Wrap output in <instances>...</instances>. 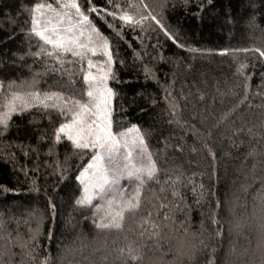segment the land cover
<instances>
[{
  "label": "snow or ice",
  "instance_id": "obj_1",
  "mask_svg": "<svg viewBox=\"0 0 264 264\" xmlns=\"http://www.w3.org/2000/svg\"><path fill=\"white\" fill-rule=\"evenodd\" d=\"M166 3L167 0H164ZM183 3L187 7L189 0H183ZM164 4L159 12L148 0H103V3L97 0H34L29 6L22 5L29 16L24 22L27 27L20 29L27 48L23 52L13 53L16 59L9 63L31 58L32 63L24 65L29 74L19 78L0 77V159L11 163L15 173L23 174L24 182L29 183L31 191L39 195L41 188L35 177L40 171L41 145L47 144L44 155L53 158V164L49 165L47 160L44 163L51 166L52 174L57 176L53 191L58 185L74 181L72 207L79 209L84 219H91L98 231H123L126 219L129 216L135 218L144 211L145 203L149 204L146 214L139 217L143 230L138 235H147L157 248L160 241L167 242L178 231L174 227L175 212L185 206L183 190L188 185L192 186L194 193L199 187L201 198L215 195L206 193L203 184H195L192 177L196 173L186 176L179 165L168 167L161 162V157L165 162L169 159V147L183 152V143L173 144L171 134L161 136L159 142L163 146L153 150L149 142L151 132L127 121L117 111L116 101L120 93L115 85L124 83L116 68L117 64L125 65L120 54L121 42H126L132 50L133 63H141L145 80L151 78L158 84L152 63L165 60L160 34L177 47L186 48L179 35L163 22ZM198 7L203 9L204 4L201 2ZM100 24L108 31L105 32ZM249 24L255 25L254 15ZM129 30L136 33L134 39L139 42L138 47L127 41ZM153 33L156 34V43H150ZM8 38H14V35ZM187 50L204 54L200 49ZM219 54H230L237 65L234 75L238 80L229 89V94L236 97V101L221 117V120H226L242 105L252 107L249 81L253 72L246 69L251 67L255 70V63L250 65L247 57L251 56L264 67V47L224 48ZM240 54H244V60L239 59ZM145 58H148L147 63ZM34 65L38 67L34 69ZM260 79L262 83L257 87H264V72H260ZM161 88L166 105V123L184 130L191 128L195 134L198 131L195 125H190L181 117L180 105L171 85H161ZM253 95L264 97V92ZM181 97L185 98L183 93ZM199 99L204 100V93L199 94ZM152 103L155 105L156 100L153 99ZM28 113L39 114V120L36 116L29 120L30 125L45 120L51 132L46 127L35 128V144L8 139L14 128L19 136L20 126L16 124V118L22 119ZM241 131L235 129V133ZM65 144L70 152L66 151L61 161L57 149ZM204 147L208 148V145ZM192 151L195 152L196 148L193 147ZM18 153L26 160L35 155L33 166L29 168L26 163L20 164ZM208 153L214 160L215 153L210 148ZM73 158L76 161L74 167L70 163ZM255 167L254 164L253 169ZM20 182L18 175L17 183ZM0 191L7 195L18 189L0 184ZM43 195L45 207L37 205L29 213L35 219L36 226L28 229L26 239L18 231L13 236L11 230H6L4 215L0 213V241H3L0 243V264H17L13 260L17 255L14 249L17 248L21 256L18 264H53L50 254H42L39 238L44 235L42 225L46 216L56 212V203L46 188ZM256 199L264 212V184L258 190ZM216 206L219 207V201ZM209 220L211 224H218L215 212ZM180 227L183 228L180 240L169 249L172 259L166 264H196L198 255L207 256L204 264H217L216 248L210 246L211 233L205 237L207 230L204 222L201 221L199 232L190 231L183 227V223ZM260 227L264 230V217ZM47 235L52 236L50 230ZM215 235H220L219 228L215 230ZM259 246L264 248V235ZM117 252L120 264H143L141 244L131 242ZM150 264H161V258L157 257Z\"/></svg>",
  "mask_w": 264,
  "mask_h": 264
},
{
  "label": "trees",
  "instance_id": "obj_2",
  "mask_svg": "<svg viewBox=\"0 0 264 264\" xmlns=\"http://www.w3.org/2000/svg\"><path fill=\"white\" fill-rule=\"evenodd\" d=\"M33 2L34 0H0V77L19 78L29 74L24 65L31 64V58L23 62L17 60L16 63L9 61L16 59L13 53L23 52L27 48L20 29L27 27L24 22L29 16L22 5L29 6ZM97 2L103 3V0ZM148 2L158 12L164 4V0ZM201 2L204 4L203 9L198 7ZM253 15L254 26L249 24ZM163 22L179 35L186 48L177 47L160 34L165 60L152 63L158 84L151 78L145 80L141 63H133L132 50L126 42H121L120 54L125 65L122 67L117 64L116 68L124 83L115 85L120 93L116 101L117 111L127 121L137 123L151 132L149 142L153 150L163 146L159 142L161 136L171 134L173 144L183 143V152L169 147V159L165 162L161 157V162L168 167L179 165L186 176L196 173L192 177L195 184H203L206 193L215 195L201 198L199 187L194 193L192 186L188 185L183 190L185 206L175 212L174 227L178 231L167 242L160 241V247L157 248L156 243L147 235H138L143 230L139 217L146 214L149 204L145 203L144 211L135 218L129 216L126 219L123 231H98L91 219H84L81 211L72 207L74 181L58 185L53 191V186L57 185V176L52 174V167L44 163L47 160L49 165L53 164V158L44 155L47 144L41 145L40 171L35 177L41 188L39 195L31 191L29 183L24 182L23 174L15 173L11 163L0 159V184L18 189L7 195L0 191V213L4 215L6 230H11L13 236L18 231L26 239L28 229L35 228V219L29 213L37 205L45 207V188L55 200L56 212L46 216L42 225L44 235L39 238L42 254H50L53 264H120L117 250L131 242L143 246V264H150L157 257L161 258V264H166L172 259L169 249L179 242L183 232L181 223L190 231L199 232L201 221L207 230L205 237L211 233L209 243L216 248L217 264H264V248L259 246L264 235V230L260 227L264 212L256 199L258 190L264 184V97L253 95L264 92V87H257L262 83L260 72H264V67L251 56L247 57L250 65L255 63V70L251 67L246 69L247 72H253L249 81L252 107L242 105L226 120H221L236 101V97L229 94V89L237 83L238 77L234 75L237 65L233 57L230 54H219L224 48L264 47V0H189L187 7L183 0H167L163 7ZM100 27L105 32L108 31L104 25L100 24ZM13 35L14 38H8ZM135 36L136 33L129 30L127 41L138 47L139 42L134 39ZM145 40L148 42L147 38ZM150 43H156L155 33ZM188 48L203 50L204 54L189 52ZM239 59L244 60V54H240ZM147 62L148 58H145V63ZM33 67L35 69L38 65ZM48 79L51 82V77ZM161 85H171L180 105L181 117L190 125H195L198 130L195 134L191 128L184 130L166 123V105ZM201 92L204 93L203 101L199 99ZM181 93L185 98L181 97ZM153 99L156 100L155 105L152 103ZM33 116L39 120L37 113L25 114L22 119L16 118L15 122L20 126L19 136L14 128L8 139L35 144V128L46 127L51 132V127L45 120L30 125L28 122ZM235 129L242 131L235 133ZM180 137H183L182 141ZM205 144L215 153L214 160L209 155L208 148L204 147ZM193 147L196 148L195 152L192 151ZM57 151L62 161L70 148L65 144L58 147ZM18 160L20 164L26 163L31 168L35 155L26 160L18 153ZM70 163L74 167L75 158ZM18 175L20 183H17ZM217 201L219 207L216 206ZM213 212L218 220L215 225L209 220ZM153 217L155 218V212ZM217 228L220 229L219 236L215 235ZM49 230L51 237L47 235ZM14 251L17 255L13 260L18 264L21 260L20 250L17 248ZM206 259V255H198L196 264H204Z\"/></svg>",
  "mask_w": 264,
  "mask_h": 264
}]
</instances>
